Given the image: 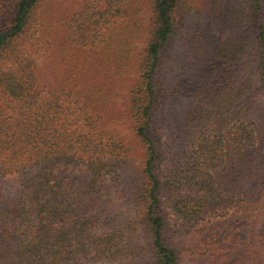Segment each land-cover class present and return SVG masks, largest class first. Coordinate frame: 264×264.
Segmentation results:
<instances>
[{
  "label": "trees",
  "instance_id": "trees-1",
  "mask_svg": "<svg viewBox=\"0 0 264 264\" xmlns=\"http://www.w3.org/2000/svg\"><path fill=\"white\" fill-rule=\"evenodd\" d=\"M202 2L0 0V264H264V0Z\"/></svg>",
  "mask_w": 264,
  "mask_h": 264
},
{
  "label": "rangeland",
  "instance_id": "rangeland-1",
  "mask_svg": "<svg viewBox=\"0 0 264 264\" xmlns=\"http://www.w3.org/2000/svg\"><path fill=\"white\" fill-rule=\"evenodd\" d=\"M78 0H57V2L60 5H64L67 7H75L76 3ZM201 3V1H200ZM205 4V0H203V2ZM131 75V73H130ZM122 100V97H119L118 99V103H120ZM255 103L260 105V110L264 109V95H256L254 97ZM123 128V127H121ZM85 174H87L85 167H81V166H74V165H65V164H60L57 166V168L55 169V177H62V176H67L71 179L74 178H78V177H82ZM11 183H13L12 180H7V184L10 185ZM117 197V196H116ZM99 264H115V263H111V262H101ZM182 264H195V262H191L190 259H188V257H186L184 255V257L182 258Z\"/></svg>",
  "mask_w": 264,
  "mask_h": 264
}]
</instances>
